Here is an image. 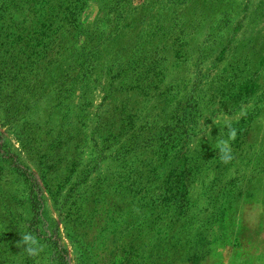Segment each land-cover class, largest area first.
<instances>
[{
  "label": "rangeland",
  "instance_id": "rangeland-1",
  "mask_svg": "<svg viewBox=\"0 0 264 264\" xmlns=\"http://www.w3.org/2000/svg\"><path fill=\"white\" fill-rule=\"evenodd\" d=\"M0 15L11 42L43 33L26 57L0 37V264H264V0Z\"/></svg>",
  "mask_w": 264,
  "mask_h": 264
},
{
  "label": "trees",
  "instance_id": "trees-1",
  "mask_svg": "<svg viewBox=\"0 0 264 264\" xmlns=\"http://www.w3.org/2000/svg\"><path fill=\"white\" fill-rule=\"evenodd\" d=\"M77 10L78 9H76V11ZM76 11H75L74 15H72V16H75ZM0 19H1V17H0ZM75 22H76V20L73 17L68 19V26L73 27V25H75ZM58 31H61V29ZM58 31H55V32H58ZM66 33L72 35V32L69 30H66ZM40 34L41 35L43 34L42 30L41 29L40 30L35 29V30L29 32L27 36L24 37V36L20 35L16 39L12 40L13 42H11L10 38H12L13 34L10 32L9 25H6V26L3 25L2 27H0V37L4 38V45L5 46L6 45H12L15 41H19L21 39L23 41H25L24 42V48H18V54L21 55V57H26V53L27 54H38L39 53L36 51V48L38 47V44L40 43V41L38 39V36H40ZM62 35L63 34H61L60 36L62 37ZM54 43H55L54 40H52L51 43H46V45L44 46L43 59H46L49 56V53H50L49 50L51 47L54 46ZM30 46H32V47H30ZM31 48H33L34 50L32 51ZM15 49H17V48H15ZM26 62H28V60H26ZM88 68L89 67H86V70H88Z\"/></svg>",
  "mask_w": 264,
  "mask_h": 264
},
{
  "label": "clouds",
  "instance_id": "clouds-1",
  "mask_svg": "<svg viewBox=\"0 0 264 264\" xmlns=\"http://www.w3.org/2000/svg\"><path fill=\"white\" fill-rule=\"evenodd\" d=\"M228 135L231 139H235V129H230ZM217 147L219 148V158L225 163L229 162L232 157L227 141L219 140ZM20 237L21 238L16 244V247L22 249V251L29 257L38 256L40 251H42V248L39 246L37 238L31 232H26L20 235Z\"/></svg>",
  "mask_w": 264,
  "mask_h": 264
}]
</instances>
